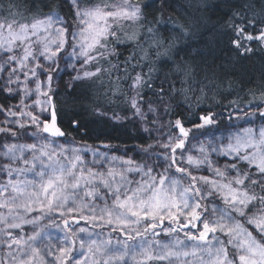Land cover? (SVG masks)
Here are the masks:
<instances>
[{
	"label": "snow or ice",
	"instance_id": "1",
	"mask_svg": "<svg viewBox=\"0 0 264 264\" xmlns=\"http://www.w3.org/2000/svg\"><path fill=\"white\" fill-rule=\"evenodd\" d=\"M65 3L71 19L61 15L60 3L0 0V72L7 73L0 90L23 92L15 110H6L19 119L5 123L25 132L35 129L31 143L0 145V174L6 176L0 181V244L10 257L0 264H264V125L237 131L223 146L202 144L199 156H193L185 155L192 129L180 119L168 121L166 140L141 149L143 162L98 153L89 161L82 149L59 143L66 133L57 123L53 77L42 81L37 70L53 71L68 49L66 66L77 72L74 81L100 80L103 86L101 78L107 77L105 99L121 100L145 125H156L161 113L181 105L191 109L193 96L198 104L207 95L195 69L179 57V41L189 33L180 25L168 27L162 11L167 0ZM258 3L259 10L257 0L244 5L253 17L247 25H261L257 35L234 25L232 43L242 55L253 51L247 42L264 45V0ZM158 4L160 10L149 20L148 10ZM256 109L245 115L264 118V107ZM198 120L202 123H193L198 129L214 123L211 114ZM72 124L79 127L78 120ZM0 133L17 138L12 127H0ZM212 152L232 162L220 167L210 159ZM202 167L212 176L194 174ZM216 196L223 207L211 199ZM56 214L63 222V246L44 244L51 234L35 227L27 237L14 234L44 220L60 228ZM80 220L110 232L106 238L84 227L77 232L72 223ZM78 233L87 234L79 237V258L73 255ZM112 233L119 234L115 242Z\"/></svg>",
	"mask_w": 264,
	"mask_h": 264
},
{
	"label": "trees",
	"instance_id": "2",
	"mask_svg": "<svg viewBox=\"0 0 264 264\" xmlns=\"http://www.w3.org/2000/svg\"><path fill=\"white\" fill-rule=\"evenodd\" d=\"M46 3H60L61 15L67 19H71L72 10L65 3V0H45ZM253 0H167L168 7L162 9L164 19L169 21L168 27L173 28L174 25H180L188 31V35L179 41V57L182 62H186L195 69L196 79L200 81L201 86H206V96H203L197 104L195 96L192 97L193 105L189 109L185 105L175 108L170 114L161 113L156 125H145L141 121L132 117L131 110L121 100H114L109 103L104 97V93L108 87L107 77H102L103 86L100 80H73L77 75L71 66H66L67 53H61L56 65H53V71L50 73L45 69L43 74L38 69L39 79L47 81V75L51 74L53 101L57 110L58 126L66 133L59 139V143L65 147H76L83 150L86 159L91 161L94 159V153L106 154L109 158L112 156L122 157L123 159H134L137 162H143L146 155L142 148H146L149 144H156L157 141L164 142L170 129L167 127L168 121L175 122L180 119L185 127L195 129L193 123H200L198 117L201 115H212L213 125L209 128L210 132H214L213 138L204 139L200 145L206 148L209 144L213 146H223L226 144V137L217 136L218 131H226L235 116L241 113H252L256 111V106L264 107V98L260 96L264 92V45L260 41H251L246 43V47H251L253 51L248 54H241L232 43L235 38L234 25H240L246 28V31L257 35L261 25L256 24L255 27L247 25V20L252 19L250 13L247 12L244 5L252 3ZM7 4L8 0H3ZM257 0V10H259ZM160 10L158 4L153 9L148 10L149 20H152L157 11ZM47 11V9H45ZM240 13L245 17L241 19L236 13ZM47 64V61H41ZM72 64L76 65L77 71H80V64L73 59ZM107 67V65H105ZM87 70H94L93 67H87ZM82 75V72H81ZM6 72H0V87L6 78ZM12 87H16L12 85ZM149 95H151L149 93ZM196 96H200L197 91ZM23 98V92L17 96L14 93L9 94L0 90V106L4 111H0V127H12L17 132V138H13L9 133H0V145L4 143H31L33 141L31 133L34 128L21 130L11 123L19 119V117H11L7 113V109L20 104ZM154 99V98H153ZM25 103L31 104L32 101L25 100ZM39 112V109L36 110ZM102 113V114H101ZM73 120L79 121L77 128L72 124ZM253 120L264 122L258 113L253 116ZM163 123L165 126L160 127ZM264 124V123H263ZM240 125V124H237ZM144 127H148L150 132H145ZM172 131H175L172 129ZM191 131V132H192ZM189 147L187 143L186 148ZM157 153H163L162 148H156ZM198 150V155H199ZM210 159L216 162L220 167L232 162V157H225L216 152L210 153ZM155 160V157H153ZM0 163H4L0 157ZM186 166V165H185ZM159 170V169H157ZM196 175L212 176V172L202 167L201 170H193ZM6 176L0 174V181H4ZM215 204L223 207V203L219 196L211 198ZM32 216L38 213H32ZM60 228L49 224L48 220L41 221L34 226L28 224L23 226V230H13L14 234L27 236L30 228L41 230L42 233H51L52 240L49 242L47 236L44 244L61 245L65 235L62 219L58 214L54 217ZM86 222L80 220L79 223H72V227L85 226ZM30 225V226H29ZM76 229V228H75ZM78 232V229H76ZM92 233H102V238H106L110 232L109 228H94L89 230ZM113 242L119 235L112 233ZM79 237H87L85 233H78L76 252L73 255L79 258ZM6 247L0 244V260L8 261V251ZM52 251L56 254V248L52 247ZM47 260H54V256H47ZM68 264H72L69 260Z\"/></svg>",
	"mask_w": 264,
	"mask_h": 264
},
{
	"label": "rangeland",
	"instance_id": "3",
	"mask_svg": "<svg viewBox=\"0 0 264 264\" xmlns=\"http://www.w3.org/2000/svg\"><path fill=\"white\" fill-rule=\"evenodd\" d=\"M250 114V113H249ZM251 119V123L248 122V120ZM200 123H202V121H200ZM264 122H257L256 120H253V116H246L245 113H241V114H238L237 116H235V120L233 121V124H231V126L226 130H222V131H218L216 133L217 136H224L226 137V144L228 143V140H229V137L236 133L237 131H240L241 129L243 128H246V127H254V128H258L263 124ZM237 124H240V125H237ZM213 124L211 125H206L205 127L203 128H195L192 132H190V135H189V138H188V143H189V147L186 148V152H185V155L187 154H192L193 156H199L198 155V150L200 148V142L203 141L204 139H210V138H213L214 135L213 133L214 132H210L209 128L212 126ZM33 142V141H32ZM187 146V144H186ZM161 149V148H160ZM164 151V149H162ZM224 206V205H223ZM209 207H211V205H209ZM26 226V225H24ZM30 226V225H29ZM81 227H84V228H88L89 230H93L94 228L91 226L90 223H86L85 226H80V227H74L76 229H79ZM33 232V228H30V233ZM50 234L52 232H49ZM82 234V233H80ZM86 234V233H85ZM31 234H27V236H29ZM26 236V237H27ZM87 238V237H85ZM4 246V245H3ZM5 251H8V249L6 248Z\"/></svg>",
	"mask_w": 264,
	"mask_h": 264
},
{
	"label": "water",
	"instance_id": "4",
	"mask_svg": "<svg viewBox=\"0 0 264 264\" xmlns=\"http://www.w3.org/2000/svg\"><path fill=\"white\" fill-rule=\"evenodd\" d=\"M61 138H63V137H61Z\"/></svg>",
	"mask_w": 264,
	"mask_h": 264
}]
</instances>
